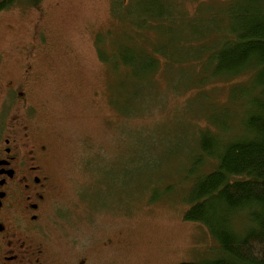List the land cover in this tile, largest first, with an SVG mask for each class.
I'll return each instance as SVG.
<instances>
[{
    "label": "rangeland",
    "instance_id": "374dc122",
    "mask_svg": "<svg viewBox=\"0 0 264 264\" xmlns=\"http://www.w3.org/2000/svg\"><path fill=\"white\" fill-rule=\"evenodd\" d=\"M21 1L0 12V114L10 105L23 109L48 146L59 200L46 243L57 264H181L216 256L206 227L184 219L195 177L186 165L199 112L224 104L227 87L194 85L203 66L195 60L234 36L239 14L254 10L249 0H126L121 20L112 16L113 0ZM128 12L181 18L136 31L140 49L164 48L172 61L158 58L159 69L137 92L96 51L99 37L132 31L123 20Z\"/></svg>",
    "mask_w": 264,
    "mask_h": 264
},
{
    "label": "trees",
    "instance_id": "16d2710c",
    "mask_svg": "<svg viewBox=\"0 0 264 264\" xmlns=\"http://www.w3.org/2000/svg\"><path fill=\"white\" fill-rule=\"evenodd\" d=\"M30 1L38 7L43 0ZM125 1H112L116 20L122 16ZM239 2L247 1L229 3L236 6ZM21 3L0 0V12ZM249 4L254 10L246 8L239 14L234 36L218 45L211 43L195 60L203 66L206 60V70L202 66L193 84H224L227 96L224 104L211 102L199 112L196 148L186 165L195 177L184 219L205 226L218 253L181 264H264V3L249 0ZM123 16L132 31L119 39L99 37L96 51L100 61L124 73L125 84L137 92L139 83L159 69L158 58L172 61L164 48L140 49L136 31H148L167 17L145 13L137 19L131 12ZM180 19L169 15L167 20L173 24Z\"/></svg>",
    "mask_w": 264,
    "mask_h": 264
},
{
    "label": "flooded vegetation",
    "instance_id": "af4514ba",
    "mask_svg": "<svg viewBox=\"0 0 264 264\" xmlns=\"http://www.w3.org/2000/svg\"><path fill=\"white\" fill-rule=\"evenodd\" d=\"M13 110L0 114V264H57L46 243L59 200L55 167L27 112Z\"/></svg>",
    "mask_w": 264,
    "mask_h": 264
}]
</instances>
